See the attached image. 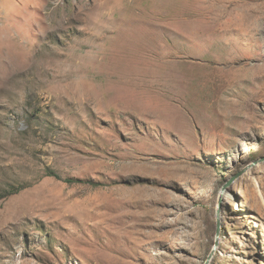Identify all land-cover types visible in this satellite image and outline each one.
Returning a JSON list of instances; mask_svg holds the SVG:
<instances>
[{
    "label": "rangeland",
    "instance_id": "rangeland-1",
    "mask_svg": "<svg viewBox=\"0 0 264 264\" xmlns=\"http://www.w3.org/2000/svg\"><path fill=\"white\" fill-rule=\"evenodd\" d=\"M262 157L264 0H0V264H264Z\"/></svg>",
    "mask_w": 264,
    "mask_h": 264
},
{
    "label": "water",
    "instance_id": "water-1",
    "mask_svg": "<svg viewBox=\"0 0 264 264\" xmlns=\"http://www.w3.org/2000/svg\"><path fill=\"white\" fill-rule=\"evenodd\" d=\"M264 162V157H262V158H260V159H258V160H256L254 163H253V165H257V164H261V163H263ZM244 172H245V170H242V171H240V172H238L237 174H235L234 176H232L229 180H228V182H227V184L226 185H230L231 183H233L235 180H237L238 178H240L243 174H244ZM221 199V198H220ZM219 209H220V207H219ZM219 209H218V213H219ZM219 222H217V230H216V243H217V241H218V239H219ZM215 246H217V245H215ZM215 247H213V249H214ZM214 251H216L215 249L214 250H212L211 252H210V254H209V256H208V259H207V261H206V263L205 264H209L210 262H211V260L213 259V256H214Z\"/></svg>",
    "mask_w": 264,
    "mask_h": 264
},
{
    "label": "bare ground",
    "instance_id": "bare-ground-1",
    "mask_svg": "<svg viewBox=\"0 0 264 264\" xmlns=\"http://www.w3.org/2000/svg\"><path fill=\"white\" fill-rule=\"evenodd\" d=\"M189 100H190V98H189ZM233 105H234V103H233ZM236 105H237V104H236ZM234 111H235V110H234ZM234 121H235V120H234ZM238 121H239V120H238ZM215 122H216V121H215ZM213 123H214V122H213ZM225 128H226V127H225ZM223 129H224V128H223ZM225 196H226V197H229V195H228L227 193H226ZM176 238H177V237H176ZM177 240H179V239L177 238ZM174 241H175V240H174ZM176 242H177V241H176ZM221 242H222V241H221ZM219 244H221V243H220V241H219V239H218V241H217V243H216L217 246H214V247H215L214 249L216 250V251H214V255L217 253L218 249H220ZM214 249H213V250H214ZM213 257H214V256H213Z\"/></svg>",
    "mask_w": 264,
    "mask_h": 264
},
{
    "label": "trees",
    "instance_id": "trees-1",
    "mask_svg": "<svg viewBox=\"0 0 264 264\" xmlns=\"http://www.w3.org/2000/svg\"><path fill=\"white\" fill-rule=\"evenodd\" d=\"M21 190V188H10L9 190H8V194L9 195H14V194H16V193H18L19 191Z\"/></svg>",
    "mask_w": 264,
    "mask_h": 264
}]
</instances>
